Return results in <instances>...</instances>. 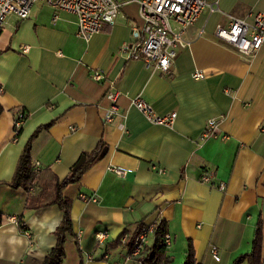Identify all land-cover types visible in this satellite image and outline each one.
Listing matches in <instances>:
<instances>
[{
  "label": "crops",
  "instance_id": "0c3cea01",
  "mask_svg": "<svg viewBox=\"0 0 264 264\" xmlns=\"http://www.w3.org/2000/svg\"><path fill=\"white\" fill-rule=\"evenodd\" d=\"M124 1L129 4L116 24L105 25L89 41L77 38L74 14L60 12L54 19V9L43 1L33 5L29 18L12 14L5 21L0 32V264L44 260L56 244L63 213L57 205L41 204L53 200L49 194L83 156L81 168L99 150L104 157L98 159L99 154L81 179L63 190L73 222L63 264H134L126 241L161 222L171 236L170 264H184L189 243L196 264H233L251 251L260 224L264 264V44L244 56L215 35L231 17L252 22L253 15H264V0H219L218 11L205 10L186 30L189 45L165 75L122 52L139 10V0ZM96 71L104 74L102 81L92 78ZM196 71L204 78L195 80ZM112 89L120 93L118 115L106 122ZM136 96L160 116L176 113L174 126L150 123L132 104ZM20 115L25 120L17 134ZM212 119L218 121V138L202 141ZM35 133L36 181L29 192L10 188L4 183L13 179ZM206 172L213 175L210 183L200 181ZM19 217L32 242L19 229ZM104 231L109 236L99 244L96 234ZM153 244L151 237L147 247ZM213 246L220 262L210 253Z\"/></svg>",
  "mask_w": 264,
  "mask_h": 264
},
{
  "label": "built area",
  "instance_id": "2783aa9c",
  "mask_svg": "<svg viewBox=\"0 0 264 264\" xmlns=\"http://www.w3.org/2000/svg\"><path fill=\"white\" fill-rule=\"evenodd\" d=\"M43 1L55 11L54 19L60 12H69L77 17V38L89 41L94 35L101 33L105 25L113 27L122 9L129 4L124 0H0V32L9 15H16L19 19L29 18L33 5ZM138 20L131 29V42L123 45L122 52L128 60L142 61L146 68L162 74H168L173 63L178 57L179 51L186 48L189 43L185 40L186 30L194 26L205 10L215 12L219 10V0H139ZM252 22L238 17H231L227 26H219L216 37L230 45L238 53L244 56H252L261 50L264 44V15L255 14ZM28 52V47L23 49ZM95 81H102L104 74L96 71L92 77ZM195 80L204 78V74L196 71L193 74ZM120 93L112 89L107 98L111 103L106 122H111L118 115V99ZM132 104L146 117V119L159 126L172 128L176 122L177 114L169 113L158 115L152 106L141 96L132 99ZM25 116L20 115L15 122V132L21 130ZM218 121H208L202 134V141L218 138ZM264 132V129H262ZM227 139V137H223ZM39 163H36L37 172ZM118 176H123L125 171L119 168H111ZM213 175L206 172L200 179L202 183H210ZM225 189V184L218 187ZM86 199L85 196H82ZM96 201V200H94ZM18 223V221H17ZM156 226L144 228L136 239V247L132 254L137 257L147 247L149 239L154 238ZM26 237L32 242V235L25 231ZM108 233L98 232L96 240L99 244L105 243ZM126 238V236H125ZM171 236L165 237L167 249L171 246ZM213 259L220 262L219 249L213 246L210 251Z\"/></svg>",
  "mask_w": 264,
  "mask_h": 264
},
{
  "label": "trees",
  "instance_id": "16d2710c",
  "mask_svg": "<svg viewBox=\"0 0 264 264\" xmlns=\"http://www.w3.org/2000/svg\"><path fill=\"white\" fill-rule=\"evenodd\" d=\"M1 111V109H0ZM39 132V131H38ZM37 132V133H38ZM20 131L18 132V134ZM37 133L31 138L23 153L20 157L16 172L13 179L9 183H4L6 186L13 189H24L27 192L33 187L38 173L34 171L33 161L31 157L32 143ZM101 153L99 150L93 159L88 157V162L84 167L77 171H73L71 175L64 180L62 183L56 186V196L50 202L42 203L41 206L47 207L51 205H57L58 208L63 213V219L61 224L57 227L54 232L56 238V244L54 248L45 256L44 260L40 263L35 264H63L66 251L65 245L69 236L73 235V222L71 218V205L67 198L63 195V190L70 184L77 183L85 170L88 168L96 157ZM102 154L98 159H102ZM2 184V183H0ZM34 204V200L29 199V205ZM18 226L21 231H28V227L23 222V217L17 219ZM144 227H142L134 236L126 241V247L128 256L133 260L134 264H170L171 260L167 257V247L165 244V237L169 234L168 226L166 223L161 222L156 225L154 244L151 247H146L143 252H141L137 257H133L132 254L136 247V239L141 234ZM262 245H263V230L262 226L259 224L253 238L252 249L250 252L238 257L233 264H242L246 262L247 264H263L262 260ZM184 264H196V254L192 243H189L187 256Z\"/></svg>",
  "mask_w": 264,
  "mask_h": 264
},
{
  "label": "water",
  "instance_id": "95a60500",
  "mask_svg": "<svg viewBox=\"0 0 264 264\" xmlns=\"http://www.w3.org/2000/svg\"><path fill=\"white\" fill-rule=\"evenodd\" d=\"M104 155H105V151H104V153L102 155V158L104 157ZM85 161H86V156H83L81 158V160L79 161V163L76 165V167L73 169V171L79 170L81 168V166L85 163Z\"/></svg>",
  "mask_w": 264,
  "mask_h": 264
},
{
  "label": "rangeland",
  "instance_id": "374dc122",
  "mask_svg": "<svg viewBox=\"0 0 264 264\" xmlns=\"http://www.w3.org/2000/svg\"><path fill=\"white\" fill-rule=\"evenodd\" d=\"M25 191H26V190H25ZM51 196H52L53 199H54V197L56 196V189H55V193H51V194H49V197H50V198H52ZM32 205H33V203H32ZM32 205H31V206H32Z\"/></svg>",
  "mask_w": 264,
  "mask_h": 264
}]
</instances>
